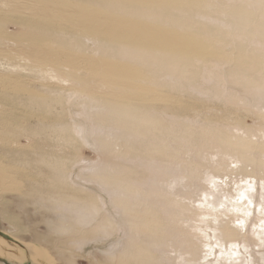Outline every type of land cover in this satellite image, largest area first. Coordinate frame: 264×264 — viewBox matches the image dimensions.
<instances>
[{"label": "rangeland", "instance_id": "obj_1", "mask_svg": "<svg viewBox=\"0 0 264 264\" xmlns=\"http://www.w3.org/2000/svg\"><path fill=\"white\" fill-rule=\"evenodd\" d=\"M3 2L0 264H264V0Z\"/></svg>", "mask_w": 264, "mask_h": 264}, {"label": "bare ground", "instance_id": "obj_2", "mask_svg": "<svg viewBox=\"0 0 264 264\" xmlns=\"http://www.w3.org/2000/svg\"><path fill=\"white\" fill-rule=\"evenodd\" d=\"M3 5L6 6L5 4L7 2H9L11 4V6H7V7H11L13 8V11L15 14H22L25 15L26 18H28L31 21L34 22V24L43 22L46 24H52L53 26L57 25V22H61V21H68V18L65 17L62 12H67L65 11V9H61L62 11H58L57 8H55L54 5L57 4L58 0H37V1H31V0H14V1H9V0H3ZM69 1V0H68ZM93 1V0H92ZM86 3V2H85ZM170 4V3H169ZM123 6V5H122ZM160 7V6H159ZM167 10V9H166ZM170 11V10H169ZM171 12V11H170ZM65 14V13H64ZM173 14V13H172ZM66 15V14H65ZM148 14H146L147 16ZM165 16V15H164ZM149 17V16H147ZM167 17V16H165ZM164 17V18H165ZM178 17V16H177ZM173 18V17H172ZM177 19V18H175ZM23 21V19L21 20ZM27 21V20H25ZM164 22V21H162ZM174 22V20H173ZM167 25V24H166ZM65 27V25H64ZM66 28V27H65ZM69 28V27H68ZM32 30V29H31ZM38 30V29H36ZM41 30V29H40ZM45 31V30H44ZM42 31V32H44ZM52 32V31H51ZM38 33V32H37ZM41 33V32H40ZM44 35V33H42ZM57 34V33H56ZM100 34V33H99ZM101 35V34H100ZM56 36V35H55ZM60 37V36H59ZM24 39V38H23ZM35 40V39H34ZM56 40V38H55ZM4 42H6L5 38H1L0 37V44H4ZM47 42V41H46ZM38 43V42H37ZM50 43V42H49ZM54 43V41H53ZM12 45V44H10ZM190 44L187 43L186 46H189ZM9 46V45H8ZM64 46V45H63ZM100 46V43H99ZM119 46V45H118ZM117 46V47H118ZM59 47V46H58ZM102 47V46H101ZM59 49V48H58ZM61 49V48H60ZM66 49V48H65ZM121 49V48H119ZM144 48H142L143 51ZM21 50V49H20ZM63 50V49H62ZM61 50V51H62ZM126 50V49H125ZM141 51V50H140ZM141 51V52H142ZM193 51L196 52V48H193ZM192 51V52H193ZM125 52V51H124ZM132 52V51H131ZM151 53V52H150ZM139 54V53H138ZM155 54H159L158 51H156ZM162 54V53H160ZM156 56V55H155ZM19 57H24V59H27V63L31 62V57H25L24 55H19ZM37 57V56H36ZM40 57V55H39ZM171 58V57H170ZM48 59V58H47ZM52 60H54L53 57H51ZM23 62H25L23 59H21ZM168 61V60H167ZM25 62V63H26ZM48 62V60H47ZM164 63V62H163ZM31 64H33L31 62ZM65 64V63H64ZM7 67V66H6ZM9 67V66H8ZM23 67V66H22ZM18 68H21L19 65L15 64L14 66L10 67L9 69L13 71L18 70ZM3 69V68H2ZM8 70V69H7ZM42 71V70H41ZM40 71V72H41ZM65 71L67 72V74H71L70 69L66 68ZM35 72V71H34ZM42 73L49 79V82H51L52 84H57V86H59L60 88H65L67 89V86L69 85L68 80L66 78L60 77L56 71L52 68H48L44 71H42ZM102 73V72H101ZM5 82L3 80H0V86H4ZM48 92V91H47ZM4 106V105H3ZM3 107L0 106V114L3 113ZM9 131V130H8ZM11 134V133H10ZM2 176V175H1ZM14 181V180H13ZM7 187V186H6ZM3 193V192H2ZM6 247L8 249H11V246L9 247V245L6 244Z\"/></svg>", "mask_w": 264, "mask_h": 264}]
</instances>
